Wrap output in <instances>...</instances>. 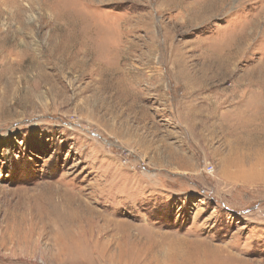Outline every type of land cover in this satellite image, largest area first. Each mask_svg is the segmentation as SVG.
<instances>
[{"label": "rangeland", "instance_id": "rangeland-1", "mask_svg": "<svg viewBox=\"0 0 264 264\" xmlns=\"http://www.w3.org/2000/svg\"><path fill=\"white\" fill-rule=\"evenodd\" d=\"M0 264H264V0H0Z\"/></svg>", "mask_w": 264, "mask_h": 264}, {"label": "built area", "instance_id": "built-area-1", "mask_svg": "<svg viewBox=\"0 0 264 264\" xmlns=\"http://www.w3.org/2000/svg\"><path fill=\"white\" fill-rule=\"evenodd\" d=\"M212 171H213L212 166H207V167H206V172H207V173H211Z\"/></svg>", "mask_w": 264, "mask_h": 264}, {"label": "bare ground", "instance_id": "bare-ground-1", "mask_svg": "<svg viewBox=\"0 0 264 264\" xmlns=\"http://www.w3.org/2000/svg\"><path fill=\"white\" fill-rule=\"evenodd\" d=\"M235 111V110H234ZM218 115V114H217ZM244 123V122H243ZM127 179V178H126ZM114 186H116V185H114ZM117 187V186H116ZM115 189V188H114ZM115 190H117V189H115ZM122 190V189H121ZM125 190V189H124ZM123 190V191H124ZM126 191V190H125ZM119 192V191H118ZM120 192H122V191H120ZM123 193V192H122ZM121 194V193H120ZM118 196V195H117ZM116 201V200H115ZM98 203V202H97ZM86 210V209H85ZM90 212V211H89Z\"/></svg>", "mask_w": 264, "mask_h": 264}]
</instances>
